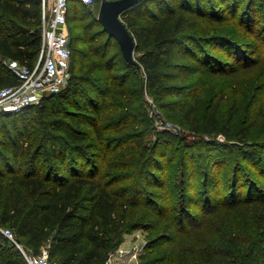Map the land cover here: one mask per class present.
<instances>
[{"label": "trees", "instance_id": "trees-1", "mask_svg": "<svg viewBox=\"0 0 264 264\" xmlns=\"http://www.w3.org/2000/svg\"><path fill=\"white\" fill-rule=\"evenodd\" d=\"M263 2L138 0L122 15L137 43L138 62L130 63L98 17L80 14L87 4L70 0L68 26L70 18L81 22L80 30L69 26L67 87L39 104L0 112L16 122L0 130V226L10 227L31 253L47 247L53 264H105L126 234L143 227L153 234L140 264H177L163 245L176 244L209 213L264 200L243 164L247 153L257 152L259 143L248 137L263 106L237 127V96L225 84L210 95L213 81L218 86L253 65L252 52L263 48L262 39L256 42L264 32ZM41 44L42 0H0V88L20 82L9 64L33 67ZM218 47L239 65L230 66ZM148 95L189 134L151 128ZM46 96L59 102L50 106ZM229 150L238 159L226 180L228 197L220 201L219 168ZM199 202L202 218L192 208ZM211 243L214 250L202 260L224 264ZM0 264H28L1 230ZM236 264H264V232L253 236Z\"/></svg>", "mask_w": 264, "mask_h": 264}, {"label": "rangeland", "instance_id": "rangeland-1", "mask_svg": "<svg viewBox=\"0 0 264 264\" xmlns=\"http://www.w3.org/2000/svg\"><path fill=\"white\" fill-rule=\"evenodd\" d=\"M81 6H86L87 8L80 12L81 15H91L98 17L100 3H97L93 6ZM262 13L263 18L260 19V26H264V8L262 9ZM82 21L86 20L83 19ZM80 22L81 20L70 18L69 26L71 27V29L76 27L78 30H80ZM262 33V38L260 37V39L256 40V42L261 41V39L264 42V32ZM105 38L106 37H104V39ZM114 47H116L117 50L119 49L117 41L113 39L112 48ZM216 50L222 56H228L227 52L223 48L218 47L216 48ZM252 54L253 65L234 70V72H232V74H230V76L226 78V81L225 79H221L218 86H216L217 82L213 81L210 86L212 87L210 95L212 96V94L215 92L218 93L223 87V84H225V89L230 90V94L237 96L240 108L235 118V126L237 127L242 123H247L252 120L256 116V113H258L257 110L259 106H263V113L259 116H256L257 119L248 137V142H256L257 144L259 143L258 149H255L257 152L247 153V157L243 161L244 166L248 168L247 175H252L251 177H253L254 180L256 179V181L258 182L257 187L258 189H260V191L263 190V195L264 174H261L260 169L264 165V46L263 48H259V53L252 52ZM135 56H137V53H135ZM228 57L231 63L229 64L230 66L232 64L239 65V62L234 58V56ZM72 69L73 68L70 69L67 82L58 90V92L67 87ZM210 95L204 96L203 99L204 102H206L205 104L208 103L207 101L210 98ZM47 98L50 106H53L55 102H59L57 96ZM147 100L150 104V115L154 118V122L151 128H154L155 131L168 129L170 132L177 135L186 136V134H189L188 127L186 125L181 124L176 119L167 118L165 116L164 111L156 105L153 97L148 95ZM33 108H35L34 110L36 112H40L38 107ZM223 109L224 110L221 113L222 117H224L226 107H224ZM2 111L4 110H1L0 112ZM13 118L14 116H7L0 113V130H11L12 126L16 123L15 121H13ZM39 118H43L41 114L39 115ZM160 121H163V123H161ZM0 136H2V133H0ZM147 136L149 139L153 140L154 138H156L157 133H148ZM218 138L221 140L224 139L223 136H218ZM258 151L260 153H258ZM228 154L229 155L227 160L223 162V164L219 168V175L223 180L220 187V201H224L228 197L229 188L227 187L228 183H226V180L229 182L228 179H230V177L232 176L234 164L238 159V155L235 150L231 152L229 150ZM245 173L243 171L244 176H246ZM246 193L247 187H244V196L246 195ZM260 194L261 193L257 191V195L260 196ZM202 207L203 203L201 202L192 205L197 218H202ZM164 222L165 221H163V223ZM201 223L202 224L199 225L195 230L181 235V237L178 238L176 244L172 246L165 244L163 245V248H165V250L168 249L169 251L177 255V264H193L195 257L193 248H196L198 250V264H207L202 260L201 256H206V254H209V252L211 253L214 250V245L211 243L212 241H214L215 245L219 246L217 247V256L220 257L222 261H225L224 264H236L237 259H239L248 248V242L253 238V236L257 234L258 237L259 234H263L264 232V200L255 201L254 203L248 205H245L244 203L241 206L222 209L217 214L209 213L207 216L202 218ZM162 227L159 230H161ZM152 234V231L143 227L137 228L126 234L124 242L118 249L125 250L136 247V249L138 250V256L136 257L132 254L119 255L122 253L118 252L116 254V251L118 250L117 249L114 252L115 256L113 264H140V255L144 253L145 245L150 240ZM233 246H235V249L233 248ZM236 250L237 253L235 252Z\"/></svg>", "mask_w": 264, "mask_h": 264}, {"label": "built area", "instance_id": "built-area-1", "mask_svg": "<svg viewBox=\"0 0 264 264\" xmlns=\"http://www.w3.org/2000/svg\"><path fill=\"white\" fill-rule=\"evenodd\" d=\"M79 1L90 6L101 3V0ZM69 4L70 0H42V44L38 60L33 67L17 62L9 64L20 76V82L0 88V111H15L39 104L46 94L58 91L67 82L72 57L68 26ZM0 230L17 244L28 264H53L47 247L38 254L31 253L17 240L10 227L0 226ZM114 252L110 253L105 264H113ZM118 252L122 253L119 255L138 256L136 247L118 249L116 254Z\"/></svg>", "mask_w": 264, "mask_h": 264}, {"label": "water", "instance_id": "water-1", "mask_svg": "<svg viewBox=\"0 0 264 264\" xmlns=\"http://www.w3.org/2000/svg\"><path fill=\"white\" fill-rule=\"evenodd\" d=\"M138 0H101L98 20L103 25V29L116 38L121 47L124 58L130 63H137L135 50L136 39L129 30L122 15Z\"/></svg>", "mask_w": 264, "mask_h": 264}]
</instances>
